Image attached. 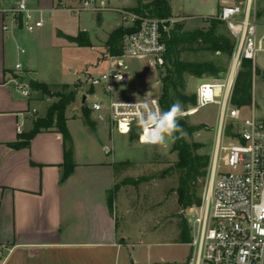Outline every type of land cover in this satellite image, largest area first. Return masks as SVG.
<instances>
[{
  "label": "rangeland",
  "instance_id": "1",
  "mask_svg": "<svg viewBox=\"0 0 264 264\" xmlns=\"http://www.w3.org/2000/svg\"><path fill=\"white\" fill-rule=\"evenodd\" d=\"M228 1L231 4L240 0ZM135 2L136 0H124L126 5H133ZM172 2L175 13L196 15L188 17L184 22V30L192 31L209 27V24L198 16L208 13L217 14L218 3H222V0H172ZM96 6L94 2L92 6L77 13L56 6L58 10L53 11L52 16L46 15V23L41 31L36 29L29 32L24 27L23 41L20 42V48L25 50L23 55L29 56L35 76L39 80L50 83L57 89L61 88L62 82H75L70 85H78L77 101L70 105L67 114L80 117L90 129H95L105 122L98 121L91 111L90 119L93 124H87L83 118L82 108L77 107H81L82 92H88L87 105L104 97L101 86L91 85V79L97 73L109 69L122 70L128 79L112 83L113 98L140 100L161 96V76L164 71L163 66L157 64L151 56H126L123 59L124 64L119 65L118 58L111 57L108 50H106L107 54L103 52V47L107 49L108 36L105 35L107 34L105 31H110L116 26L119 21V10L131 9L103 6L99 13L104 9L106 11L101 14L102 20H100ZM252 9L256 11L259 28H263L264 0H252ZM49 13L48 11L46 14ZM80 26L87 27L90 32V35L81 32L82 42H89L90 37L95 39L97 34H102L101 38L95 40L94 44L90 41V46H79L60 34V30L68 34H77ZM170 28L171 21L168 22L166 31ZM219 32L234 38L225 22L219 25ZM183 58L214 62L222 60L228 66L227 71L218 74L188 77L189 94L196 93L197 86L204 80L219 82L228 80L231 61L228 62L226 56L220 55L219 52H191L184 54ZM263 66L264 52L260 53L257 59L253 81V104L252 107L243 108L245 116L251 114L254 105L256 115L264 119V71L261 72L259 68ZM39 96L47 105L56 99L47 100L40 93ZM219 112L220 107L217 104H209L197 110L194 106L183 112L182 117L187 115L191 124L203 125V128L193 135H185L188 141L201 144L199 153H208L212 156L214 152ZM82 121H79L80 125ZM112 133V140H107V144L114 148L113 156L124 161L116 165L115 182L109 192L112 191L114 197L112 214L127 240L124 247L126 264L186 261L193 252L190 242L195 237V230L189 215V207H183L178 201L177 189L180 186L181 172L175 168L178 155L173 150L174 141L168 139L163 145L144 143L139 129L121 134L117 131L113 132L110 128L109 135ZM93 148L92 151L98 156L104 153V149L101 150L97 144ZM207 187L208 175L199 178L196 182V193L202 201ZM201 204H193V206L198 207ZM185 219L189 225L190 242H183L180 237L181 225Z\"/></svg>",
  "mask_w": 264,
  "mask_h": 264
},
{
  "label": "crops",
  "instance_id": "2",
  "mask_svg": "<svg viewBox=\"0 0 264 264\" xmlns=\"http://www.w3.org/2000/svg\"><path fill=\"white\" fill-rule=\"evenodd\" d=\"M21 1L30 9L50 12L58 10L56 6L61 3L74 6L84 0H0V264H126V236L107 202V193L116 178V165L124 161L113 156L114 148L107 144L113 135H109V125L103 123L90 129L80 117L66 112L75 167L65 179L62 133L56 129L44 130L37 133L28 145H15L21 141V134L30 131L34 120L44 116L49 107L39 92L34 91L26 97L16 88L15 81L19 79L44 82L35 76L29 56L25 57L24 48H20L24 37L23 20L19 22L17 19L10 30L4 29L8 20L13 18L8 10ZM169 1L173 14L170 19L185 22L188 17L196 16L175 13L174 3ZM94 2L100 20L106 11L99 13L103 6L131 9L137 4V0L133 5H126L124 0ZM225 4L230 2H219L218 11ZM253 14L257 20L256 11L253 10ZM212 15L216 13L198 17L204 19ZM262 24L260 31L264 29V22ZM120 26L123 25L119 15L116 26L105 31L106 41ZM80 32L90 35L85 26H80L77 34L60 30L67 39ZM101 36L90 37V41L94 44ZM103 48L107 54L106 47ZM18 63L20 69L16 68ZM259 68L264 71V66ZM83 95L88 98V92H82L81 107L77 108H82ZM33 108L37 109L36 114L32 113ZM79 121H82L81 125ZM96 144L104 149V155L94 154L92 150Z\"/></svg>",
  "mask_w": 264,
  "mask_h": 264
},
{
  "label": "built area",
  "instance_id": "3",
  "mask_svg": "<svg viewBox=\"0 0 264 264\" xmlns=\"http://www.w3.org/2000/svg\"><path fill=\"white\" fill-rule=\"evenodd\" d=\"M93 3L94 0H84L74 6L61 3L60 8L77 13ZM8 12L13 14V18L4 25L5 30H10L21 14L24 27L33 32L44 26L46 15L51 16L53 10L46 14V10L30 9L21 1ZM119 15L122 25L129 31L122 39V54L111 57L118 58L119 65H123L126 56H151L163 66L167 51L163 33L168 22L171 21L172 27L176 21L146 17L127 9L119 10ZM211 17L219 18L228 25L235 38V48L228 80H204L196 90V110L217 104L220 112L214 152L207 172V191L201 206L189 207L195 230V237L190 242L193 252L184 262L150 264H264V119L259 118L253 108L251 114L245 116L244 107L233 106L230 102L243 59L252 60L255 66L259 54L264 52V29L259 30L252 0L225 4L219 13L206 16L204 20ZM16 68L20 69L21 64L18 63ZM118 75L121 77L119 80L116 78ZM127 79L128 76L120 69L97 73L92 77L91 85L101 86L104 97L95 100L89 107L96 119L108 123L113 131L127 134L137 127L142 137L145 132L137 123L138 109L123 104L146 101L153 109L163 111L162 103L160 97L140 100L113 98L112 83ZM15 83L17 90L26 97L34 92L24 79ZM32 113L36 114L37 109L33 108Z\"/></svg>",
  "mask_w": 264,
  "mask_h": 264
},
{
  "label": "trees",
  "instance_id": "4",
  "mask_svg": "<svg viewBox=\"0 0 264 264\" xmlns=\"http://www.w3.org/2000/svg\"><path fill=\"white\" fill-rule=\"evenodd\" d=\"M132 11L146 16L169 20L172 18V6L169 0H137ZM19 22H22V15H18ZM208 28H198L192 31L184 30V22L176 21L169 31H164V38L167 45L165 63L163 65L161 83L162 91L160 101L163 111L179 101L187 111L197 104L196 93L187 92L188 77H201L203 75L218 74L225 72L228 66L222 60L196 61L186 60L184 54L197 52H210L226 56L231 61L235 48V39L227 34L219 32V25L224 23L219 18L211 17L205 20ZM129 28L120 26L113 30L106 42L108 54L118 56L123 52L122 39ZM81 32L77 36H68L70 41L76 42L79 46H90V43L80 40ZM256 67L250 59H243L231 92L230 102L239 108L248 107L253 104V81ZM29 85L33 91L39 92L42 97L56 98L44 116L34 120L33 128L21 134V141L16 146L28 145L31 139L44 130L56 129L62 133L65 143L64 179L74 170L72 138L67 126L66 112L68 107L76 101L78 85L62 84L60 89L45 82L30 79ZM93 92V91H92ZM83 118L87 124L92 125L90 119L91 109L87 103L82 104ZM179 125L183 135L174 141L173 150L177 152L178 160L175 168L181 172L180 186L177 189L178 201L183 207H190L193 204H201L202 198L197 196L195 185L199 178L207 175L211 161L208 153H199L201 144L188 141L186 134L193 135L194 132L203 128L202 124L194 125L188 121V116L179 118ZM138 129L134 127L131 131ZM177 135H180L177 133ZM114 197L112 191H108L107 202L112 213ZM181 241L190 242L189 225L185 221L181 225Z\"/></svg>",
  "mask_w": 264,
  "mask_h": 264
},
{
  "label": "clouds",
  "instance_id": "5",
  "mask_svg": "<svg viewBox=\"0 0 264 264\" xmlns=\"http://www.w3.org/2000/svg\"><path fill=\"white\" fill-rule=\"evenodd\" d=\"M116 78L121 79L119 75ZM123 105L138 109L137 123L145 132V135L141 137L142 142L150 145H163L168 139L175 141L183 135L179 118L183 115L184 108L179 101L173 103L166 111L153 109L146 101L137 102L134 105Z\"/></svg>",
  "mask_w": 264,
  "mask_h": 264
},
{
  "label": "water",
  "instance_id": "6",
  "mask_svg": "<svg viewBox=\"0 0 264 264\" xmlns=\"http://www.w3.org/2000/svg\"><path fill=\"white\" fill-rule=\"evenodd\" d=\"M86 99H87L86 95H83V98H82V103L83 104L86 103Z\"/></svg>",
  "mask_w": 264,
  "mask_h": 264
}]
</instances>
